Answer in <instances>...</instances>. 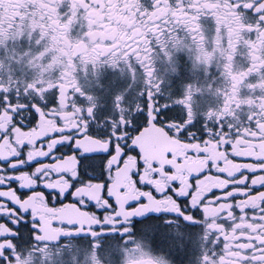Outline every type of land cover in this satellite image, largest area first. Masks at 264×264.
Here are the masks:
<instances>
[{
    "label": "snow or ice",
    "instance_id": "1",
    "mask_svg": "<svg viewBox=\"0 0 264 264\" xmlns=\"http://www.w3.org/2000/svg\"><path fill=\"white\" fill-rule=\"evenodd\" d=\"M0 264H264V0H0Z\"/></svg>",
    "mask_w": 264,
    "mask_h": 264
}]
</instances>
